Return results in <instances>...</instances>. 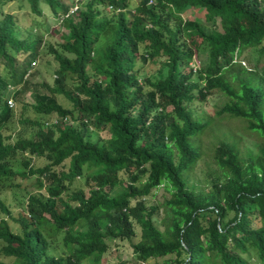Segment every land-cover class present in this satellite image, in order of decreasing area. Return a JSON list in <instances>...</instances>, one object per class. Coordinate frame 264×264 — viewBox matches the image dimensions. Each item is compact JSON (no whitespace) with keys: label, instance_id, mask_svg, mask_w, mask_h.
I'll return each instance as SVG.
<instances>
[{"label":"trees","instance_id":"obj_1","mask_svg":"<svg viewBox=\"0 0 264 264\" xmlns=\"http://www.w3.org/2000/svg\"><path fill=\"white\" fill-rule=\"evenodd\" d=\"M26 1L27 27L0 11V194L19 186L18 178H35L39 192L28 195L27 215L16 218L0 198V257L12 259L0 264H99L115 240L128 242L138 263L264 264V68L257 71L264 64V0H136L134 9L130 0H82L63 23L67 34L57 48L44 47L43 37L27 29L41 28L40 3L57 17L75 0ZM191 9L204 11L207 27L183 18ZM43 47L57 63L54 83L39 84L42 93L34 88L33 101L21 99L15 115L6 86L23 83ZM249 50L250 71L239 61ZM196 56L204 60L194 73ZM139 61L162 71L141 77ZM215 92L227 98L215 118L244 121L261 142L241 157L235 143L220 141L213 149L220 177L195 189L187 174L200 153L190 140L207 122L193 117L189 105ZM28 109L35 119L25 116ZM52 115L57 124L46 126ZM14 119L30 129L27 136L9 132ZM94 133L106 137L93 140ZM77 179L84 190L74 187ZM163 183L170 198L147 206ZM160 209L163 230L156 224ZM58 233L66 254L54 256L50 240Z\"/></svg>","mask_w":264,"mask_h":264},{"label":"rangeland","instance_id":"obj_2","mask_svg":"<svg viewBox=\"0 0 264 264\" xmlns=\"http://www.w3.org/2000/svg\"><path fill=\"white\" fill-rule=\"evenodd\" d=\"M2 0H0V3ZM136 0H130V8L134 9ZM39 9L42 11L41 20L39 23L41 24V28H37V24L27 29V33L32 35V37L42 36L44 40V47L47 44H51L53 47L58 46V43H62L61 34H67V30L62 26L58 18H51L48 15V7L40 3ZM0 11L2 13H11L14 14L18 24L20 27L24 25L27 27L31 23L30 16L32 12L30 10L29 4L26 0H14L5 2L4 6H0ZM108 15H111L112 12L106 11ZM204 11L202 9H191L185 15H183L184 19H194L195 21L200 22L205 27V23L203 22ZM219 20H216V26L218 27ZM43 47L41 50L38 66L34 70V75L31 79L30 86L27 88V92L24 93L21 97L19 96L15 102L16 107L13 110L15 115L22 111L19 101L22 99L24 102H32L33 101V93L34 88H39L40 92H44L39 84L45 83L49 86H52L56 77V68L57 63L54 61L52 55L46 54V50ZM197 60L201 62L204 60L203 57H194L193 60ZM191 61V62H192ZM239 61L241 62V66L246 70H254V51L249 50L244 52V54L240 57ZM200 67L199 65H197ZM136 68L140 72L141 77L146 76H156L159 75L162 71L160 65H153L151 63L143 64L142 62H137ZM264 68L263 62H261L258 66V72H260ZM239 68H234L232 71L235 72ZM188 70H186L187 72ZM165 72L163 71L162 74ZM4 69L2 66L0 67V76L4 77ZM196 75V74H195ZM227 78L230 80V76L227 75ZM235 83V82H234ZM236 84V83H235ZM66 85L68 88H71V81L67 79ZM58 101L64 106H68L65 101L58 96ZM227 98L224 97L219 92H215L213 95L209 96L208 99L204 102L194 101L189 105V110L194 115L197 120L206 121L207 127L205 132L199 136L191 138V145L199 151L200 158L192 167L190 172L187 174V179L190 185H192L195 189H204L208 186L209 180L220 177V172L217 169V166L213 160V149L220 142L226 143H235L238 149V152L241 157H248V155H253L255 153V149L257 145L261 142L258 138L257 134L251 133L246 130L245 122L229 118L228 115H224L219 118H215L216 110L226 102ZM25 116H29L32 119H35L34 114L27 110ZM53 116V115H52ZM52 116H48L44 119V121H48L52 118ZM7 129L11 134L16 135V133H22L24 135H28L30 129L20 128L21 125L17 123V120H11L7 124ZM106 134L104 133H94L92 136L93 140L98 138H105ZM31 162L34 166H39L42 164L41 160L31 159ZM14 185H19L16 188L6 190L0 194V198L6 202L8 205V209L11 212V215L16 218L19 214L27 215L25 210V205L27 202V197L29 194L39 192V189L36 185L35 178L28 179H15L13 180ZM75 188H80L84 190L86 187L84 186V182L82 179H77L74 183ZM169 186L165 183L161 184L158 188L152 191V194L146 198L145 203L147 206H161L166 199L170 198ZM41 191V190H40ZM162 216V210H159V214L156 216V224L160 230H163L162 225L160 224V219ZM9 225L13 232H18L19 227L10 219H8ZM137 233H139V229L136 227ZM62 233H58L53 236L50 240V252L54 256H61L66 254V249L62 244ZM138 238L133 241L136 242ZM110 250L104 254L101 258L99 264H117L120 262L121 264H156L161 263L163 259L149 260L146 263H138L133 255L132 248L130 244L126 241L115 240L109 242ZM0 261L5 263L12 262L10 258L0 257ZM86 264H90L86 262ZM251 264H258L254 258H251Z\"/></svg>","mask_w":264,"mask_h":264},{"label":"clouds","instance_id":"obj_3","mask_svg":"<svg viewBox=\"0 0 264 264\" xmlns=\"http://www.w3.org/2000/svg\"><path fill=\"white\" fill-rule=\"evenodd\" d=\"M151 1V0H150ZM150 1H149V3H150ZM148 3V5H151V4H153V0H152V3L151 4H149ZM81 4H82V0H75V2H74V4L72 5V6H70V8H69V10L67 11V13L66 14H64V15H59V16H57V17H53L51 14H50V12L48 11V15L47 16H51V18H58L57 20L58 21H60V23L62 24V26H63V23H65V21L67 20V19H70V18H72L73 16H75V14L80 10V8H81ZM110 11V12H112V11H114V9H112V7L111 6H109V7H107L106 8V11ZM115 12H119V10L117 9V10H115ZM41 14H42V11H41ZM38 60H39V57H38V59L37 60H35L32 64H31V68H30V70H28V72L25 74V76H24V78H23V83H21V84H11V83H8L7 84V86H6V91H5V95H6V97H7V99H8V103L10 102V101H12V103H13V106H10V104H9V107L10 108H12V109H15V107H16V104H15V95H16V93L17 92H20V91H22V87H23V84H24V82H26L29 78H30V76L34 73V70L37 68V66H38ZM195 62H198L196 59L195 60H193L191 63H190V67H191V64H193V63H195ZM198 65H199V62H198ZM192 68V67H191ZM199 70V67H198V69H197V71ZM192 71H193V68H192ZM197 71H195V72H197ZM194 72V71H193ZM194 72V73H195ZM56 78V77H55ZM53 121H56V123H53ZM57 122H58V120L56 119V117L55 116H52V118L50 119V120H48V121H44V124L46 125V126H48V125H51V124H57ZM64 122L65 123H67V120L65 121L64 120Z\"/></svg>","mask_w":264,"mask_h":264},{"label":"built area","instance_id":"obj_4","mask_svg":"<svg viewBox=\"0 0 264 264\" xmlns=\"http://www.w3.org/2000/svg\"><path fill=\"white\" fill-rule=\"evenodd\" d=\"M152 3V0L150 1V3L149 4H151ZM198 62H195V63H193V64H191V67L193 68V71L195 72V71H197V69H198ZM9 104H10V106H13V103H12V101H10L9 102ZM66 121V120H65ZM53 123H56V121H53Z\"/></svg>","mask_w":264,"mask_h":264}]
</instances>
